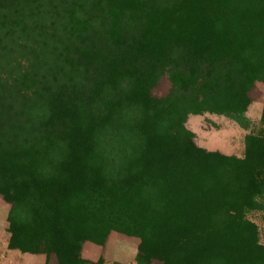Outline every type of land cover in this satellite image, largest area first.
I'll return each instance as SVG.
<instances>
[{
  "label": "trees",
  "instance_id": "1",
  "mask_svg": "<svg viewBox=\"0 0 264 264\" xmlns=\"http://www.w3.org/2000/svg\"><path fill=\"white\" fill-rule=\"evenodd\" d=\"M257 80L264 0H0L10 247L77 264L84 240L115 229L140 237L147 264H264L245 216L264 133L241 159L185 124L245 111Z\"/></svg>",
  "mask_w": 264,
  "mask_h": 264
},
{
  "label": "rangeland",
  "instance_id": "2",
  "mask_svg": "<svg viewBox=\"0 0 264 264\" xmlns=\"http://www.w3.org/2000/svg\"><path fill=\"white\" fill-rule=\"evenodd\" d=\"M257 96L255 100L251 101L247 109L241 113H227V112H213V111H202V112H191L187 115L185 124L193 132L195 143L208 151L219 152L221 154L230 155L236 158L246 157V136L248 133H264V123L262 122V111L264 105V81L257 80ZM236 131V132H235ZM238 131V132H237ZM235 133H238V139L235 138ZM242 134V135H241ZM215 144L222 143L221 145H227L231 142L236 148L234 151H223L219 149V144L207 145L205 142ZM241 141L242 144H236ZM229 146L226 147L228 149ZM231 148H229L230 150ZM261 169V168H260ZM261 178V185L264 187V168L259 176ZM11 210V203L5 196L0 192V264H8L7 253L10 247V239L12 236V225L9 220V214ZM245 216L251 222H253L257 228V241L259 244L264 246V190L258 196L256 203L253 206L246 208ZM25 229V228H24ZM20 231H24L20 229ZM91 243L95 246V251L102 252V255L106 257H113L114 254L119 251L121 254L126 255L128 252L134 255V262L136 264H147L140 262L139 244L140 237L136 235L127 234L119 230H111L105 240L99 242L98 240L86 239L84 243ZM107 245V246H106ZM101 247V250H100ZM82 261L77 264H84L85 258L82 255ZM20 249V248H18ZM22 250V249H20ZM23 251V250H22ZM118 254V253H116ZM46 261V254L43 253ZM52 262L48 264H55V259L52 258ZM115 258V262H117ZM28 263H31L29 260ZM27 263V264H28ZM132 263V264H135ZM45 264V262H44Z\"/></svg>",
  "mask_w": 264,
  "mask_h": 264
},
{
  "label": "crops",
  "instance_id": "3",
  "mask_svg": "<svg viewBox=\"0 0 264 264\" xmlns=\"http://www.w3.org/2000/svg\"><path fill=\"white\" fill-rule=\"evenodd\" d=\"M236 132V131H235ZM238 132V131H237ZM242 135V134H241ZM235 138L238 139V133H235ZM213 143L205 142L207 145H220L218 148L222 149L223 151H234L236 150L235 144L233 145L231 142H229L227 145H221L222 143L215 144L214 141L211 140ZM236 144H242L241 141L236 142ZM228 149H226V147ZM229 148H231L229 150ZM107 246V245H106ZM101 250V247H100ZM118 253V254H116ZM113 257H106L105 255H102L103 253L95 251V246L91 243H84L82 248V255L85 258L84 264H117L115 262V258H117L118 264H132L134 262V255L132 256L131 252H128L126 255L125 251L123 254L120 255L121 252L117 251ZM7 261L8 264H27L30 260L31 263L28 264H44L45 262V256L43 253L40 252H29V251H22L18 248H9L7 253ZM136 264V263H135Z\"/></svg>",
  "mask_w": 264,
  "mask_h": 264
}]
</instances>
